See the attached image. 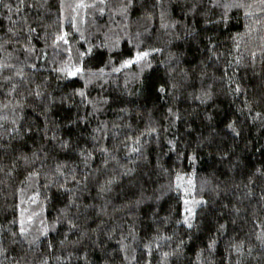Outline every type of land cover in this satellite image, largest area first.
<instances>
[{
    "label": "trees",
    "instance_id": "trees-1",
    "mask_svg": "<svg viewBox=\"0 0 264 264\" xmlns=\"http://www.w3.org/2000/svg\"><path fill=\"white\" fill-rule=\"evenodd\" d=\"M0 264H264V0H0Z\"/></svg>",
    "mask_w": 264,
    "mask_h": 264
}]
</instances>
